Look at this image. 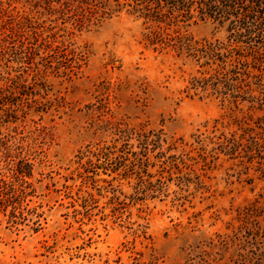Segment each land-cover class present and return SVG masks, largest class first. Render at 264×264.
<instances>
[{
    "label": "rangeland",
    "instance_id": "1",
    "mask_svg": "<svg viewBox=\"0 0 264 264\" xmlns=\"http://www.w3.org/2000/svg\"><path fill=\"white\" fill-rule=\"evenodd\" d=\"M0 264H264V0H0Z\"/></svg>",
    "mask_w": 264,
    "mask_h": 264
}]
</instances>
